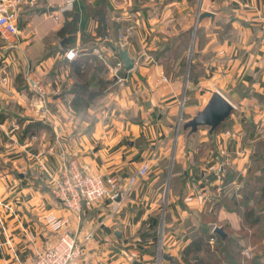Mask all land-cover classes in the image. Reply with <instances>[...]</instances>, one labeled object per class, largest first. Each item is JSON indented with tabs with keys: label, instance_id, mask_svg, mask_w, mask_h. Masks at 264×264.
I'll return each mask as SVG.
<instances>
[{
	"label": "crops",
	"instance_id": "obj_1",
	"mask_svg": "<svg viewBox=\"0 0 264 264\" xmlns=\"http://www.w3.org/2000/svg\"><path fill=\"white\" fill-rule=\"evenodd\" d=\"M77 2L70 47L61 34L63 0H27L19 31L0 34V264L29 263L64 231L78 240L80 264H171L205 224L223 228L234 249L252 257L264 237V195L246 204L239 190L254 180L264 185V0H107L102 36L81 6L100 0ZM204 11L214 16L198 19ZM127 27L123 49L134 67L127 82L109 87L97 51L123 60L118 35ZM189 40L195 53L185 70L165 69L171 50ZM71 48L79 53L68 60ZM82 57L91 86L100 77L110 83L76 111L72 62ZM30 70L45 83L41 99L27 88ZM215 91L232 103L229 117L215 132L188 126ZM30 121L42 122L32 134ZM221 149L231 157L226 184L215 175ZM64 155L122 184L142 164L150 169L115 199L74 212L52 194Z\"/></svg>",
	"mask_w": 264,
	"mask_h": 264
},
{
	"label": "built area",
	"instance_id": "obj_2",
	"mask_svg": "<svg viewBox=\"0 0 264 264\" xmlns=\"http://www.w3.org/2000/svg\"><path fill=\"white\" fill-rule=\"evenodd\" d=\"M27 0H0V34L4 37L14 35L19 31V20L21 15L22 3ZM78 0H63L59 12L70 10L73 4ZM59 9V8H58ZM58 11L54 17L58 18ZM132 34V28L127 27L125 32H120L118 38L121 39V49H123L124 41H127L128 35ZM77 48H71L65 55L68 60L74 59L78 54ZM100 59L105 62L111 75V84L121 85L128 81V74L124 68L122 59L111 61V54H104L99 49ZM140 58V57H139ZM138 58V59H139ZM138 62V61H137ZM27 88L38 98L41 99L46 94L45 83L43 78L33 71L26 72ZM6 77H3L5 80ZM221 160L219 167L215 171L216 178L221 181L222 177L231 167L230 154L221 149ZM62 164V174L59 180L54 184L52 194L60 200L64 206L74 212H80L85 203H92L97 200L110 198L115 199L120 190L129 188L136 184L140 176L146 175L150 167L148 164H142L137 175L129 177L124 184L116 175H108L102 177L94 173H90L84 169L74 158H68L64 155ZM214 230V227L212 228ZM91 234L88 235L90 237ZM213 243V238H211ZM250 256L249 252H245ZM81 250L75 235L69 231H64L58 239L51 245L39 250L37 255L27 264H80Z\"/></svg>",
	"mask_w": 264,
	"mask_h": 264
},
{
	"label": "trees",
	"instance_id": "obj_3",
	"mask_svg": "<svg viewBox=\"0 0 264 264\" xmlns=\"http://www.w3.org/2000/svg\"><path fill=\"white\" fill-rule=\"evenodd\" d=\"M78 2L73 4L70 10L64 11L65 24L61 29V34L67 36L65 47L71 46V40L74 37V32L77 28L78 21L80 18L81 9L76 5ZM107 0H100L97 7H91L88 4H82V10H86L97 20L98 35H103L106 31V11H107ZM89 54L87 53L86 56ZM87 58H79L72 62L73 70L76 72L78 81L72 85L71 93L75 95L71 101V107L76 110H84L89 107L93 100L103 94L107 90V85L110 83L108 79L98 78L97 83L94 86L90 85V81L87 78V72L84 71L86 66ZM99 71L105 69V65L102 63L98 64ZM42 122L30 121L25 128L26 132L32 134V128L34 125H38ZM216 129L211 130L215 132ZM231 176V167L227 173L222 177L224 184L229 182ZM239 194L243 197L246 204L249 200H258V195H264V185H259L256 180L249 182L247 185L239 190ZM251 211V210H250ZM249 213H252L249 212ZM253 214V213H252ZM248 220L251 223L257 221V217L248 216ZM205 225H201L198 228V232L193 236L190 243L187 244L181 254V259L171 260V264H264V237H259L254 243L258 245L250 258L245 257L241 252L234 249V237L231 235H220L211 228ZM213 238L211 244L210 239Z\"/></svg>",
	"mask_w": 264,
	"mask_h": 264
},
{
	"label": "water",
	"instance_id": "obj_4",
	"mask_svg": "<svg viewBox=\"0 0 264 264\" xmlns=\"http://www.w3.org/2000/svg\"><path fill=\"white\" fill-rule=\"evenodd\" d=\"M204 16L213 17L214 13L210 11H204L200 13L198 19ZM118 54L122 56L124 68L126 70H130L134 67V60L130 54H128L126 49L120 48V50H118ZM233 109L234 107L232 103L220 92L215 91L203 109L188 122V125H191L192 128L196 129L200 125L207 124L210 127V130H214L229 117ZM214 231L222 236L226 235L225 230H223L221 227H214ZM163 256L167 259L170 258L167 254H164Z\"/></svg>",
	"mask_w": 264,
	"mask_h": 264
},
{
	"label": "rangeland",
	"instance_id": "obj_5",
	"mask_svg": "<svg viewBox=\"0 0 264 264\" xmlns=\"http://www.w3.org/2000/svg\"><path fill=\"white\" fill-rule=\"evenodd\" d=\"M195 49L192 51L191 49V41L189 40V43L185 46V48H182V44L180 45H177L173 48V50H171L170 54L168 57H167V61H165V64H164V67L165 69H167L168 71L169 70H177V66L179 67L180 70H185L186 68V65L188 63V60H189V57L190 55H194V52ZM184 58V62L185 63H182L181 66L183 69L180 68L179 66V60L180 59H183ZM179 125H181L180 127V131H183L184 128H183V125L185 123V121L183 120L182 121V117L179 119ZM190 126V125H188ZM192 127V126H191ZM190 127L187 128V130L189 129ZM203 128H209V126L207 124H203V125H200L198 126V129H203ZM194 139V138H193ZM194 142V141H193ZM191 142V143H193ZM220 158V156H219ZM160 247V246H158ZM156 252H162V248H158V250ZM163 254V253H162Z\"/></svg>",
	"mask_w": 264,
	"mask_h": 264
}]
</instances>
